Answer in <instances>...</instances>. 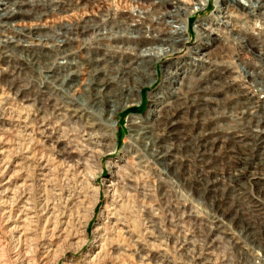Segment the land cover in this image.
<instances>
[{"label":"rangeland","instance_id":"rangeland-1","mask_svg":"<svg viewBox=\"0 0 264 264\" xmlns=\"http://www.w3.org/2000/svg\"><path fill=\"white\" fill-rule=\"evenodd\" d=\"M20 1L31 5L36 0ZM38 1L42 4L48 0ZM170 1L176 7L181 6L176 11L184 8L191 10L186 5L195 4L194 0ZM170 1L166 0L163 6ZM158 2L162 1L84 0L67 11L49 12L39 18V21L23 16L3 25L10 30H7L6 35H12V31H25L35 27L60 31V28H74L86 19L90 23L98 19L113 34L118 31L116 36L110 33L107 35L115 38V41L97 42L95 35L87 34L80 36L79 41L73 42L75 45L70 44L68 47L76 46L80 49L78 62H84V58L101 57L104 62L99 64L100 68L110 71L123 62L130 61L134 53L131 51L134 46L132 44H136L134 47L138 48L147 44L162 45L160 41L149 42L150 39H145L146 36L143 37L142 34L138 36L135 33L133 36L138 39L132 38L123 33L122 26L117 25L121 21L139 23L144 20V27H153L158 14L152 16L148 10L153 3L155 7L160 5ZM169 7L172 8V5ZM217 7L216 1L210 0L209 7L193 14L187 28L189 40L181 42L177 49L170 50L153 62L148 71L149 76L144 79V83H148L150 79L152 82L139 89L135 100L125 103L119 114L112 119L116 134L113 146L108 141L102 146H96L88 141L81 121L22 99L26 90L35 92L44 85V68L42 74L28 71L24 75L23 82L19 84L23 95L11 90L5 79L0 78V264H264V152L252 151L258 149V142L252 143V149H245L249 156L247 159L243 157L245 152L236 156L243 157V163L239 166L242 178L238 182L232 181L229 184L230 170L225 166L227 162L218 161L216 172L209 176L218 174L227 183L220 185V190L214 192L204 181L206 176L203 179L198 172L200 166L205 169L203 163L195 157L198 148L191 147L198 143L184 141L192 140L204 131L209 132L212 127L219 128L222 132L232 131L235 135L246 136L244 131L260 135V131L264 129V125H258L256 121L264 114L262 97L256 94L261 103L257 102V97L252 102L248 101L245 93L248 84H255L251 77L248 79L243 73L246 62L253 63V56L249 54V62L243 60L239 52L249 53L246 49L245 51L238 45L233 47V42L223 41L225 45L220 42L218 47L209 50L216 53L223 47L224 51L219 53L223 58L213 64L208 62V65L199 58L201 56L197 59L199 62L195 60V51L203 50L197 25L210 22L215 13L219 12ZM135 8L137 9L134 10ZM224 10L225 5L222 3L220 11ZM146 13L147 18H141ZM189 16H183V19L186 20ZM243 16L245 17L235 25L229 21L226 24L245 32L247 30L243 18L246 15ZM168 17L165 14L162 20L166 22L155 24L154 27L167 29V21L170 20ZM257 21L260 22L258 27L247 22L251 27L250 32L263 27L262 20L257 18ZM34 25L38 26L32 27ZM225 31L222 34L225 35ZM231 32L229 30L228 33L232 35ZM122 36L130 37L131 45L122 43L125 41ZM3 37L0 35V38ZM69 37L75 38V35L71 34ZM228 37L229 34L227 39ZM101 44L106 45L99 48ZM234 52L236 55H233ZM16 55L18 58H28L20 52H16ZM243 56L248 57L246 53ZM66 61L64 58L58 60L62 63ZM228 65L230 85L228 87L226 84L217 94L216 91L213 92V89L219 87L215 82L228 77L226 69H223ZM5 66L1 63L0 69ZM164 69L181 73V78L169 84L165 80ZM194 82H199L198 87H209L208 92L200 95L212 100L208 102V112L215 111L212 107L217 103L222 110L229 108L233 98L235 100L232 102L237 105L234 104V109L227 110V117L206 123H201V116L196 123L194 111H188V107L183 111H172L176 115L170 127L175 135H171L173 137H169L170 141L167 140V143L172 145L177 139L178 143L184 141L189 153L183 150L179 155L184 156V160L190 159L189 162L184 161L187 164L179 167L175 173L171 167L161 164L151 152L146 144L147 139H141L137 132H133L141 127H135L132 120L141 122L140 125H149L154 119L158 120L156 114H160L159 102L163 99L167 102L168 99L173 103L180 94L183 95L198 85ZM173 87L183 90L177 95ZM258 91L256 89L252 94ZM74 94L75 98L88 99L84 86H80ZM197 95L198 93L191 94L190 98ZM249 104L251 107H258L251 110L248 109ZM244 112L247 116L243 118ZM96 113L101 111L97 110ZM206 113L205 111L204 114ZM163 130L162 126H158L157 134L163 136ZM167 143L162 142L164 145ZM236 162H240L239 159ZM188 163L190 166H187ZM224 210H230V213H222ZM245 212L247 215L242 214Z\"/></svg>","mask_w":264,"mask_h":264},{"label":"bare ground","instance_id":"bare-ground-1","mask_svg":"<svg viewBox=\"0 0 264 264\" xmlns=\"http://www.w3.org/2000/svg\"><path fill=\"white\" fill-rule=\"evenodd\" d=\"M83 1L84 0H48L47 2L39 4L40 2L36 0L32 3L29 2L31 5H27L26 1L0 0V35L4 36L3 38H0V64L3 63L6 65L4 68L0 69V78L5 79L6 85H8L11 90H14L16 93L20 95H23V92L21 90V85L19 84L23 82V78L25 77L24 75L28 73V71L33 72V73L34 72L41 73L42 69L44 68L42 71V73L44 74L42 75L43 76L42 78H44V80H42V84L44 85L40 89H38V91H35V92L26 90L27 92L25 93V95H23L22 99H24V101L26 100L34 104L41 105V108L42 107L48 108L60 115L68 116L71 119L75 118L77 119V121H81L82 123H84L85 136H87L88 141H91L96 146L98 147L102 146L104 142L106 141H108V143L110 142V146H113L116 134H115L114 123L112 119L115 118L117 114H119V111L122 110L121 108L123 107L125 103H130L135 100V96L137 95V91L139 89L144 87L146 84H150L152 82V80L150 79L148 83H144V79L149 76L148 71L150 70V67L153 64V62L156 59L161 58L163 55L167 54L170 50L177 49V47L180 45L181 42H185L186 30L183 26L185 22L184 21L185 18L183 19V16L188 17L190 15L188 18V20H190L193 9L192 7L186 5L191 10L184 8L183 10L176 11L177 7H181V6L179 5L176 7L174 4H172L170 0H169L170 1L169 4L166 6H163L166 0H161L162 2L160 3L158 2L157 4H160V5H158L157 7H155V4L153 3V6H151L150 10L148 11L152 13L151 14L152 16L153 14H158V16L155 17L154 21L152 20L154 25L160 24L161 22L162 23L166 22V20L164 21L162 20L164 19L165 14L169 16L168 18L170 20L167 21L168 25H166L167 29H164V30L156 28L154 27V25L151 28H149V26L144 27V24H145L144 20H140L139 23H137L136 21H132L131 23H128V22L125 23L123 21L118 22L117 25L122 26L121 30H123V33L128 34V36L131 35L132 38L138 39V37H134L133 34L137 33L138 36L142 34L143 37L146 36L145 39L147 40L150 39L149 42L160 41L162 45L155 46L154 44L152 45L147 44L142 48H138V47H134L136 44H132L134 46H132L133 50L131 51H133L134 53L132 54L133 57L130 59V61L123 62V63L121 62L122 63L121 65L114 68L116 70L110 69V71L107 69H103V67L100 68L99 64L103 61V58L101 57L94 58L95 57L94 56L93 58H87V59L82 58L84 62L82 61L78 62L77 57H79L78 53L80 49L76 46L68 47V45L70 44L75 45L73 42H76L77 40L79 41L80 36L87 35V34L95 35L97 37V42L98 41L103 42L107 40L115 41V38L108 37V36L110 34H112L113 36H116V34H118V31L117 32L114 31L115 33L113 34L112 33L113 31H110L111 29L107 30L104 27V23L99 22L98 19L97 21L93 23L92 22L90 23V20L86 19L80 22L79 24H76L74 28L69 29L67 27L68 29L64 28L65 30H62L60 28V31H57V30L47 31L43 28L35 27V28H31L25 31H12L11 30L12 35H6L7 30L9 29L4 28L3 24H10V22L18 20V17L28 16V17H32L33 19L38 20L39 18H41L42 16H44L45 14L49 12H53L55 10L67 11L70 8H73L77 6L78 4L82 3ZM195 1L199 5L202 6L205 0H195ZM261 4H263L262 0H249V2L246 4V7H247V10L249 9L248 11L250 12L247 11L245 13L236 15L235 17L237 18V21H235L234 23L233 21H230L232 20L234 16L224 15L222 17H219L220 21L215 23L216 25L210 24V26H216L215 28L210 27V26H207L205 28L207 36H212L213 34L220 35L222 34V32H224L227 29L225 31L226 34L225 35L223 34V36H226L225 39L223 40L220 39L218 42L219 43L221 42L222 44L225 45L226 43H224L223 41L227 43L228 41H230V42H233V44L231 43L233 47H235V45H238L243 50L246 49L249 53L244 52V51H240L239 53H240V57L243 60H246L248 62L251 59L250 55L253 56L252 58V60H254L253 63L248 64L246 62V65H245L246 69L243 72L244 75L248 77V79H250L249 77H251L255 81V82L252 81V83H255V84H252V85L248 84L246 86L248 90L245 88L246 92L244 91L246 93V96L248 97V101H252V102L254 101V98L257 97V95H259L258 97H262L261 99L264 102V16H263L264 12L262 15H259L258 13L255 14L256 8H259ZM169 5H172V8L169 7ZM262 8H264V6H262ZM244 14L246 15V18H243L245 19L244 26L247 30L245 32L242 29L236 30L234 28L235 26L234 27L232 26V25H235L236 22H238L240 19L242 20V17H245L243 16ZM250 15H255L257 23H260L257 21V18L260 21L262 20L261 22L263 23V27L261 29L259 27V29L256 30V32H254V30L251 32L249 31L251 27L249 26L250 24L247 22L250 21L251 25H254L251 22ZM147 16L148 14L146 13V16H142L141 18L146 19ZM227 17L229 19H226ZM225 19L227 21H225ZM228 21L232 25H227L226 23ZM169 22H172V23L177 22V23L175 26H173ZM259 25L255 27H258ZM8 27H11V26L9 25ZM162 27H165V26L163 25ZM143 28L145 29L143 30ZM216 29H220V30H216ZM221 30L223 31L220 32ZM229 30L233 32L232 35L228 33ZM108 33L110 34L108 35ZM227 33L229 34L228 39H227V35H228ZM71 34L72 35L74 34L75 38H70V37L68 38V36ZM122 39L125 40L122 43L131 45L130 37L123 38L122 36ZM140 41L141 40L138 41V44ZM142 41L144 42L145 40H142ZM104 46L103 44H101L99 48H104ZM216 47H218V45ZM253 48H255V50ZM209 50L211 49L201 51V52H198L196 50L195 60H197L198 57L201 56L199 58L205 61L208 65V62L210 64H213L214 62L218 61L219 58H223V56L219 54L220 51L221 52L224 51L223 47L222 49H218L216 53L214 52V50L213 51H209ZM16 52H20L21 54H26V57L28 58L26 59L18 58V56L16 55ZM242 53H246L250 55L248 58H244L242 57ZM233 55H236L235 52L233 53ZM62 58H64L65 61L66 60L67 61L63 63L58 62V60ZM197 62L199 61L197 60ZM229 66L230 65H228V67L223 68V69H226L228 73V77L224 78L225 80L223 81L220 80V81L215 82L217 83L216 85H218L219 87L218 88L216 87V89H213V92L216 91L218 94V92L222 91L221 89H223V87L226 84H228V87H229L230 85ZM164 75L166 78L165 80L169 81V84H171L172 82L175 83L177 81V78H181V73L173 72V71L166 70V69H164ZM133 76L134 78H132ZM181 80L184 81V78H182ZM207 80H209V77L207 78ZM120 81L123 82L125 85H123ZM232 81L231 83L233 84ZM194 83L198 85L193 86V88H190V90L186 91L183 95L180 94L181 90H183V89H179L181 86L177 88L173 87V89L175 90L174 93L177 95L180 94V96L177 99L175 98L176 100L174 99L175 101H173V103L171 101H168V99H167V102H166V99H163L165 100L166 103L163 100L159 102V105L161 107L160 112H159L160 114H156L158 117V120L154 119L156 121L153 120V123H150L149 125L147 124L140 125L141 122L136 123L132 120V124L135 127H138V126L141 127V129L137 131L135 128H133L135 129L133 130V132L134 131L137 132V136H140L141 139H144V140L147 139L146 144H147V147H150L151 152L155 156L158 157L161 164H164L167 167H171L172 169H174L175 173L179 167L187 164L184 161L186 162L190 161V159L184 160L183 158L185 157L179 155L180 153L183 152V150L186 153H189L188 148L186 147L187 144L185 142L187 143L195 142V144L198 143L197 146L193 145L191 147L198 148L197 152L195 153V157H198V161L201 164L203 163L202 166L203 168H205V169H202L200 166V169L198 171L199 175H201L203 179H204V176H206V179H204V181L206 180L208 186L211 187L210 189L212 191L218 192L220 190L219 188L220 185L227 183L226 181L221 180L218 174H212L211 176H209L210 173L216 172V169H217L216 167H218V161L227 162V165L225 166H227L228 169L230 170L229 172L230 174L228 177V180L230 181L229 184H231L232 181H235V182L240 181V179L242 178V174H241L242 172L239 169V166L243 163V160H242L243 157H245V159L249 157L248 154H246L245 149H249L250 147L252 149V146H253L252 143L258 142L257 143L258 149H255L252 151L257 152V153L264 152V142H263L264 141L263 140L264 129L260 131L261 132L260 135L255 134V133L251 134V131L250 132L244 131L247 134L246 136L243 134L235 135L232 131L222 132L221 130H219V128L212 127L209 130V132L204 131V133L197 135L195 138L192 137L193 138L192 140L184 139L185 142L179 141L178 143L177 141L178 139H177L174 144L168 145L167 140L168 142L170 141L169 137L172 138L173 136L171 135H175L173 133V130L171 129L172 127H170V123L173 120V117L176 115L172 111H175V112L183 111L186 107H188L186 108V109H189L188 111L190 110L194 111L193 117L196 120V123H198L200 116L202 117L200 119L201 123H206V121L209 122V120L214 122V121H218L220 118L227 117L226 116L228 113L227 110L234 109L235 107L234 104H236V102L235 103L232 102V100H235L233 98L229 103L230 104L229 108L226 107L224 108V110H222L220 104L216 102L217 105L212 107V110L214 109L215 111L208 112L207 111L208 106H209L208 102L212 100L205 99L201 96L205 92H208L207 89L209 87H207V89L204 87H198L199 82H194ZM116 85L118 86V88H116ZM80 86H84L85 91H87V94H88L87 100L86 99L81 100L79 98H75L74 93ZM255 88L259 91L255 94H252L254 93L253 91H256ZM195 93H198V95L196 97L193 96L191 99L190 95L195 94ZM205 97H209V96H205ZM258 97H257V102L261 103ZM256 107L258 106L256 105V106L251 107V104H249L248 109L256 110ZM97 110H100L101 113H96ZM205 111L207 112L206 114H204ZM243 111H244V108H243ZM257 111H258V108H257ZM154 112L155 111H153L152 114H154ZM245 116H247L246 112H244L242 117L244 118ZM231 117L232 116H230V118ZM147 118H149V116H147ZM256 121L258 125L260 124L264 125V114L261 115V117L257 118ZM247 125L249 124L247 123ZM156 126L157 127L162 126L164 128L163 136L157 134ZM262 133L263 135H261ZM162 142H166L167 145L162 144ZM241 154H243V157L236 158V156L241 155ZM236 159H239L240 162L237 163ZM231 162L236 163V165H234ZM187 166H190V163H188ZM214 166L215 168H212ZM210 169H213V170L209 171ZM248 211L250 212V210ZM225 212L229 214L230 210L229 211L224 210L222 213L226 214ZM242 212H244V210ZM242 214L247 215V212L242 213ZM222 217L224 218L226 217V215Z\"/></svg>","mask_w":264,"mask_h":264},{"label":"built area","instance_id":"built-area-1","mask_svg":"<svg viewBox=\"0 0 264 264\" xmlns=\"http://www.w3.org/2000/svg\"><path fill=\"white\" fill-rule=\"evenodd\" d=\"M195 1V0H194ZM216 1V4L218 5L217 9L219 10V12L217 11V13H215V17H212L211 21H207V22H201L197 25V34H198V37H199V41H200V44L203 48V50H200V51H205V50H208L210 48H214L215 46H217L219 44V40L220 39H225L226 36H223V34H220V35H215L213 34L212 36H207V33H206V30L205 28L207 26H210V24H214L216 25L215 23H217L218 21H220L219 17H222L224 15H232L234 16L232 18V20L230 21H233V23L235 21H237V18L235 17L236 15H239V14H242V13H245L247 12V7H246V4L249 2V0H215ZM263 1V4H261V6H259V8H256V11H255V14H259V15H262L263 12H264V8H262V6H264V0ZM224 4L225 5V10L224 11H220V5L221 4ZM210 6V0H205L201 5H199L196 1H195V4L194 6H190L192 7L193 11H192V14H191V17L193 16V14H195L196 12H201V11H204L206 7H209ZM139 8V7H137ZM135 8V9H137ZM141 8V7H140ZM260 9V10H259ZM133 12V11H132ZM250 12V11H248ZM120 13V12H119ZM131 13V12H130ZM31 19V18H30ZM191 19V18H190ZM226 19H229L228 17ZM225 19V21H227ZM250 19H251V22L254 24V26H257L259 25L260 23H257L256 22V17L255 15H250ZM33 20V19H32ZM39 21V20H37ZM224 21V20H223ZM169 23H172V22H169ZM177 23V22H176ZM176 23H172L173 26L176 25ZM14 24H12L13 26ZM35 26H38V25H34L32 27H35ZM41 26V25H39ZM184 28L186 30V36H185V42L189 40V35L190 34H187V28H189L190 26V20L186 19L185 22H184ZM43 27V26H42ZM18 28H22V27H18ZM26 28V27H25ZM44 28V27H43ZM252 30V29H251ZM221 37H224V38H221ZM214 41H217L216 43ZM214 42V43H213ZM204 43V44H202ZM207 43V44H205ZM245 53H242V57H244ZM248 55V54H247ZM249 57V55H248ZM248 57H244V58H248Z\"/></svg>","mask_w":264,"mask_h":264}]
</instances>
